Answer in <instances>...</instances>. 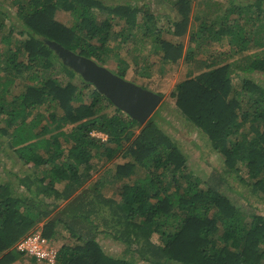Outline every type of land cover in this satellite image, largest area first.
<instances>
[{
	"label": "trees",
	"instance_id": "obj_1",
	"mask_svg": "<svg viewBox=\"0 0 264 264\" xmlns=\"http://www.w3.org/2000/svg\"><path fill=\"white\" fill-rule=\"evenodd\" d=\"M7 1L15 6L14 21L3 9ZM169 1L178 15L172 33L188 32L186 48L161 37L146 4L0 0V133L21 164L33 166L24 176L14 173L15 180H0V264L16 263L24 254L15 243L39 227L47 239H63L56 264H264V214L235 204L217 186L203 187L152 115L140 124L47 44L55 41L102 65L126 64L122 50L138 67L136 30H142L140 42L151 39L161 63L194 62L196 48L226 37L227 50L211 60L198 57V72L177 81L170 96L223 155L226 172H244L245 198L264 197V86L255 76L264 74V0H230L211 21L192 14V0ZM62 11L70 24L57 18ZM126 67L107 68L124 78ZM142 69L135 73L151 74ZM17 84L24 90L15 93ZM94 158L119 159L107 180L115 182V196L102 192L105 180L85 186ZM99 235L123 244V257L106 253Z\"/></svg>",
	"mask_w": 264,
	"mask_h": 264
},
{
	"label": "rangeland",
	"instance_id": "obj_2",
	"mask_svg": "<svg viewBox=\"0 0 264 264\" xmlns=\"http://www.w3.org/2000/svg\"><path fill=\"white\" fill-rule=\"evenodd\" d=\"M106 4H124L126 2L137 4L141 6L146 4L151 11L155 13V24L156 27L161 28V37L165 40L173 42H182L184 48L188 45V32L183 36H175L172 33L171 19H177L178 15L174 10L172 4L169 0H104ZM230 0H192V14H199L207 17V21H211L216 17L222 15L224 8L229 4ZM236 3L239 2H253L254 0H234ZM3 9L8 10L11 16V21H14L12 16H14L15 6L7 1L3 4ZM57 18L63 22L71 23L72 17L66 12H58ZM8 25V24H7ZM122 26V22L119 24H114L113 28L115 31H119ZM198 22L192 20L190 28H197ZM139 37H137L136 46H140L139 51L133 50V42L128 43V50L132 51L134 55L139 54L137 61L139 63L138 67H135L133 60L130 56L124 55L120 50L121 58L126 59V64L120 61L111 60L109 63L103 66H107L110 69L116 70L117 63L121 66H127V73L125 79L138 84L148 90L156 93H162V100L155 111L151 114L152 119L158 124L160 128L164 130L173 140L178 144L182 152L187 156L188 171H190L194 176L198 177L202 181V186L213 185L221 189L229 198L235 203L243 206L247 211H255L257 213L264 214V197L258 196V194L250 195L247 199L246 194L250 192L248 185L241 180L240 177L245 178V174L239 172H226V167L224 165L223 155L214 149L207 138V136L195 125L186 121L182 115L177 110L174 104V98L170 96V92L174 87V84L194 75L198 72L197 58L211 60V56L215 55L217 52L221 53L227 50V39L226 37L221 38L219 41H210L203 43L201 48L195 49L194 62H187L185 60L179 59L177 62L171 63H161L158 61V57L154 54L151 48V39L141 38L140 34L142 30L135 31ZM0 47H3V43L0 40ZM136 51V52H135ZM223 60V59H222ZM232 60V58H231ZM102 65V64H101ZM142 68H146L151 74L146 77L143 75H138L135 72L143 71ZM59 73L60 79L66 80L65 74L63 72ZM257 80L260 84L264 86V74H255ZM24 87L21 84H17L13 89L15 93L20 92ZM148 120V119H147ZM146 120V121H147ZM4 122L0 119V127L4 126ZM56 133V132H54ZM8 137L7 135H2L0 133V180L8 181L15 180L14 173L20 176H24L33 170V166L23 165L19 161L16 153L11 147L7 145ZM64 144V142H63ZM117 159L116 161H118ZM115 162H106L104 159L94 158L92 160L93 167L91 168V179L85 184L89 186L96 180H105L106 183L102 187V192L108 196H115L114 186L116 184L107 182L108 177L111 175V171L114 168ZM240 175V177H239ZM101 181V180H100ZM103 183V181H101ZM40 230V227L37 229ZM58 233L63 235H68V232L63 229L62 226L58 227ZM97 239L102 244L106 253L113 255L115 257H123L124 245L118 243L109 236L99 235ZM155 239V237H153ZM55 245L59 248L62 244L63 239L58 238L53 240ZM128 257V254L126 255ZM33 260L38 264L42 263L36 259L23 255L13 264H33ZM44 264V263H42ZM137 264H149L144 261H137ZM175 264V263H169Z\"/></svg>",
	"mask_w": 264,
	"mask_h": 264
},
{
	"label": "water",
	"instance_id": "obj_3",
	"mask_svg": "<svg viewBox=\"0 0 264 264\" xmlns=\"http://www.w3.org/2000/svg\"><path fill=\"white\" fill-rule=\"evenodd\" d=\"M47 44L63 64L80 75L84 81L91 83L99 93L109 98L115 107L140 124L145 123L160 104V94L113 73L95 60L67 49L55 41H47Z\"/></svg>",
	"mask_w": 264,
	"mask_h": 264
},
{
	"label": "built area",
	"instance_id": "obj_4",
	"mask_svg": "<svg viewBox=\"0 0 264 264\" xmlns=\"http://www.w3.org/2000/svg\"><path fill=\"white\" fill-rule=\"evenodd\" d=\"M92 135L105 139L101 132H92ZM16 250L24 255L35 258L44 264H56L58 247L44 237L40 230H34L21 237L14 245Z\"/></svg>",
	"mask_w": 264,
	"mask_h": 264
}]
</instances>
